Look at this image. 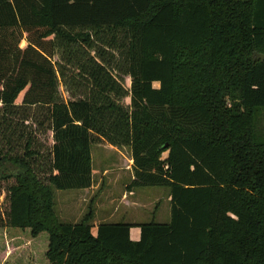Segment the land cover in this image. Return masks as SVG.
Returning <instances> with one entry per match:
<instances>
[{
    "label": "trees",
    "instance_id": "16d2710c",
    "mask_svg": "<svg viewBox=\"0 0 264 264\" xmlns=\"http://www.w3.org/2000/svg\"><path fill=\"white\" fill-rule=\"evenodd\" d=\"M61 63L78 70L68 101ZM25 108L47 110L53 142L47 174L19 124L0 150V232L30 238L25 264H264V0H0V129ZM12 136L26 139L23 156ZM104 143L131 149L129 187L169 189L170 223L139 225L138 241L125 223L94 233L91 212L77 224L55 215L53 189H90Z\"/></svg>",
    "mask_w": 264,
    "mask_h": 264
},
{
    "label": "rangeland",
    "instance_id": "374dc122",
    "mask_svg": "<svg viewBox=\"0 0 264 264\" xmlns=\"http://www.w3.org/2000/svg\"><path fill=\"white\" fill-rule=\"evenodd\" d=\"M26 45L27 43L23 41L20 44V48L24 49ZM105 50L113 56L109 58V64H111L115 75L120 78L124 89L129 90L132 84V79L129 76L123 75L119 69L121 64L120 58L123 56H119L116 52L108 49L107 47ZM61 51L62 50L58 52L59 55L61 54ZM89 55L98 60L100 58L96 51H91ZM58 56L54 58V63L61 62L60 57ZM86 56H88L86 52H82L80 55H77L80 61L82 59V62L87 59ZM86 62H88V59ZM76 63L77 62L75 61V64ZM61 64L63 66L62 70L64 72V76L61 74V68L57 66L59 73V92L62 100L68 101L71 99L70 91H74L75 89V86L72 84L75 78H78V70L75 64ZM119 102V104L125 109H129L131 104L130 97L126 96L120 99ZM43 113H47V110L25 108L24 117H22V119H11L12 127L10 130L6 129V131H4L6 126L1 125L0 150H4V152L9 150V146L6 144L4 135L7 134V137H10L15 124H19V128H21L24 133L31 138L32 144L35 146V150L40 152V155L37 157V162L38 164L40 163L38 171L42 173L45 172V174H47L50 168V150L53 142L52 134L48 130L47 125H40V123L45 120V115ZM24 120L27 121L24 123ZM0 124H2L1 116ZM255 132L258 138L264 140V110H262L258 115ZM13 139V150L15 151L13 153L23 156L25 154L24 145L26 144V139L18 140V142L16 136H14ZM105 146L106 148L115 147L104 143L95 145L92 148L93 177L96 183H99L100 185L98 188V194H83L82 190L59 191L53 189V206L58 221L63 224H77L81 222L85 215L91 212L90 214H93L91 225L93 226L94 233H96L97 227L102 223H125L133 226L131 229V238L133 241H138L140 239L141 230L139 225L149 224L152 222L157 224L170 223L171 198L169 189L161 187H125V184L130 185L132 183L131 178L134 176L133 165L131 167V164H134L131 149L129 147H115L119 149V154V152L117 153L103 148ZM167 154L168 153H165L163 156L166 157ZM129 165L131 169H129ZM119 168L123 171H120L118 174L117 170ZM8 171L16 173L18 170L16 166L10 165L8 167ZM124 192L131 193L129 195V200L134 197L133 199H136L141 203L140 206L127 208L120 204V199L122 198ZM0 200L2 202V199ZM1 202L0 218H3L2 213L5 214L6 210ZM3 231L4 232H0L2 239V242H0V264H25L29 259L33 260L34 255L30 251V238L27 237L26 239L23 234H17V236H14V232L10 229L7 230L4 228ZM18 231L22 232L20 229H18ZM28 233L30 234V231ZM3 234H5L4 237H6V242L5 240L3 241ZM33 241L35 243L34 248L36 250H42L44 246L48 248L49 236L47 233H43Z\"/></svg>",
    "mask_w": 264,
    "mask_h": 264
},
{
    "label": "crops",
    "instance_id": "0c3cea01",
    "mask_svg": "<svg viewBox=\"0 0 264 264\" xmlns=\"http://www.w3.org/2000/svg\"><path fill=\"white\" fill-rule=\"evenodd\" d=\"M103 148H105V149H109L110 151H114V152H119V154H120V151H119V149L118 148H115V147H111V148H106V146L105 147H103ZM92 159H93V156H92ZM116 165H117V163H116ZM132 165L133 164H131V167H132ZM129 167V169H131V167H130V165L128 166ZM120 171H123L121 168H119L118 170H117V172H118V174L120 173ZM135 179V177L133 176L132 178H131V181L133 182V180ZM114 183H115V181H114ZM101 184V183H100ZM127 186H129L128 184H125V187H127ZM100 187V185H99V183L97 184L96 183V181H95V179H94V183H93V186L90 188V189H86V190H82V193L84 194H92V195H95L96 193L98 194V192H99V190H98V188ZM131 193H125L124 192V194H123V196H122V198L120 199L121 201H120V204H122L123 206H125V207H127V208H129V207H137V206H140V202H138V200H136V199H133V198H131L130 200H129V195H130ZM94 199V198H93Z\"/></svg>",
    "mask_w": 264,
    "mask_h": 264
}]
</instances>
